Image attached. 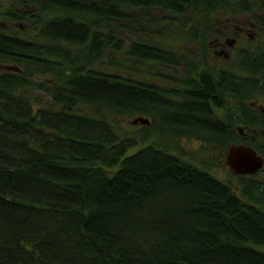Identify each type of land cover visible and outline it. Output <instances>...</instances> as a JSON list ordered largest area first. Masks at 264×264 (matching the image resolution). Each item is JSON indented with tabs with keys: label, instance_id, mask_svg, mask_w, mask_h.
I'll return each mask as SVG.
<instances>
[{
	"label": "trees",
	"instance_id": "obj_1",
	"mask_svg": "<svg viewBox=\"0 0 264 264\" xmlns=\"http://www.w3.org/2000/svg\"><path fill=\"white\" fill-rule=\"evenodd\" d=\"M212 1L39 0L33 38L0 36V62L19 68L0 65V264H264L261 175L214 168L253 117L232 113L225 129L209 76L197 93L190 64L185 86L160 85L151 77L176 73L160 66L175 51L114 29L132 25L129 6L182 14ZM229 75L234 92L257 84ZM183 137L218 152L196 159ZM262 138L248 143L262 151Z\"/></svg>",
	"mask_w": 264,
	"mask_h": 264
},
{
	"label": "flooded vegetation",
	"instance_id": "obj_2",
	"mask_svg": "<svg viewBox=\"0 0 264 264\" xmlns=\"http://www.w3.org/2000/svg\"><path fill=\"white\" fill-rule=\"evenodd\" d=\"M38 1L0 0V16H3L0 17V36L12 37L15 35L19 40L33 38L39 30V25L36 22L39 11L35 4ZM137 10L140 11V9ZM149 11L154 12L155 15L160 14L159 17H166L169 13L171 15L178 14L159 6H155L154 9L150 6ZM187 13L190 19H197V21L183 22L177 28L176 26L165 27L161 30H165L169 36L176 38H181L184 34L190 35L193 40L197 41V48L203 49L204 52L192 55L188 53L190 55V60H188L186 57L183 58L182 54L179 55L180 49L172 48V44L161 38L158 41L175 51L174 60L176 63H160V66L175 71L178 66L182 65L181 71L189 73L191 64L192 71L190 72L194 91L197 93L199 88H202L203 76H209L213 92L209 95L208 105L213 113L223 121L220 124L225 129H229L232 125L231 114H244L247 111L253 120L242 125L235 124L243 137L242 141L248 143V138L252 135L262 138L264 136V0H223L217 4L212 1L202 10L188 9L182 14ZM200 18H203V25L199 21ZM138 32L145 35L149 33L147 30ZM136 37H140V35L137 34ZM136 37L133 40L137 41ZM144 38L149 37L144 36ZM256 52L259 53V58L249 56V53L255 54ZM1 64L4 63L0 62ZM230 72L236 73L235 77L239 81L249 79L257 84L246 85V91H242V89L237 92L231 91ZM151 79L159 82L160 85L165 81V78L160 77H151ZM167 79L174 82L171 79L181 78L171 76ZM179 92L168 91L163 95L176 101L181 97ZM257 152L263 157V164L254 173L261 175L264 181V149L257 150ZM224 161L223 154L219 161L220 166L226 167L234 176L239 175L231 171Z\"/></svg>",
	"mask_w": 264,
	"mask_h": 264
},
{
	"label": "rangeland",
	"instance_id": "obj_3",
	"mask_svg": "<svg viewBox=\"0 0 264 264\" xmlns=\"http://www.w3.org/2000/svg\"><path fill=\"white\" fill-rule=\"evenodd\" d=\"M128 11L135 16V18L132 22V25H130L129 28H123V27L119 28L118 26L115 25V28H114L120 37H124L125 43H127L129 40H133V38L136 37L137 34L140 36L145 35L144 33L140 34L138 32L139 28L143 27V30H147L149 32L145 36L151 38L154 41L161 39V38L165 39L167 42L172 44V46H173V47L171 46L172 48L177 49V50L180 49V51L178 53H179V55L182 54L183 58L186 57V58H188V60H190V55H192L193 53H203L204 52L203 49L197 48V46H196L197 41L193 40V38L190 35L184 34V36H182L181 38H176L173 36H169V34L165 30H161L162 28H165V27H175L176 26V28H177V26L178 25L181 26L183 24V22H191V23L193 21L196 22L197 19H193V18L190 19L188 13L187 14H173V15H171V13H169L166 17H159L160 14L155 15V14H152L150 11H148V14H145V13L141 14L140 12H138L137 8H133L130 6L128 7ZM199 21H200L201 25H203L202 18H200ZM196 24H198V23H196ZM188 53L190 55H188ZM192 57H194V56H192ZM136 62L138 65L141 64V65H139V69L144 68L143 69V72H144L147 64L142 65V63H148V62H142V63L140 61H136ZM187 66H186V68H187ZM182 67H183L182 65L178 66L175 69L176 73H172L171 75L174 77H180L181 79L185 78L186 75H184L183 71H181ZM132 68L133 67H131V69ZM166 70L170 71V72L174 71V70H168V69H166ZM136 75H138V74H136ZM181 79H171L174 82L169 81V79H165V81L162 82V85L168 86V87H173L174 85L180 84L179 86L183 87V86H185V84L180 81ZM46 99H44V100H46ZM130 118H131V116L122 115V116H120L119 120H121V122L123 124H128L129 123L128 121ZM138 129H139V127H137V128L135 127L134 132L131 129V133L136 134ZM153 129H155V128H153ZM164 133L167 134L166 137H169L171 135L169 133V131H167V129H165ZM179 140H180L179 144L182 145L186 149V151H187L186 153L191 154L196 159L201 158V159L208 160L210 158V156L213 157V155H212L213 153L216 154V151H217L216 149H210L211 146L208 143L200 141L199 138L183 137ZM214 165H215L214 168L216 170V173L219 177L229 178L233 182L236 181L237 177L232 175V173L226 167L220 166L219 162H217L216 160H215Z\"/></svg>",
	"mask_w": 264,
	"mask_h": 264
},
{
	"label": "water",
	"instance_id": "obj_4",
	"mask_svg": "<svg viewBox=\"0 0 264 264\" xmlns=\"http://www.w3.org/2000/svg\"><path fill=\"white\" fill-rule=\"evenodd\" d=\"M3 68L7 69H19L15 64H3ZM129 122L145 123L149 122V119L143 115H135ZM225 164L234 173H254L263 164V157L257 152V150L249 143L241 141L238 143L230 142L225 151Z\"/></svg>",
	"mask_w": 264,
	"mask_h": 264
},
{
	"label": "bare ground",
	"instance_id": "obj_5",
	"mask_svg": "<svg viewBox=\"0 0 264 264\" xmlns=\"http://www.w3.org/2000/svg\"><path fill=\"white\" fill-rule=\"evenodd\" d=\"M150 122V121H149ZM149 122H146V123H149Z\"/></svg>",
	"mask_w": 264,
	"mask_h": 264
}]
</instances>
